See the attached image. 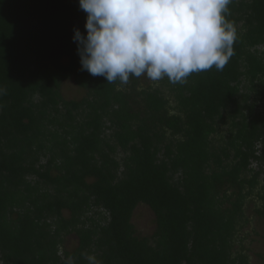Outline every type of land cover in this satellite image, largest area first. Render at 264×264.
<instances>
[{"label":"trees","instance_id":"obj_1","mask_svg":"<svg viewBox=\"0 0 264 264\" xmlns=\"http://www.w3.org/2000/svg\"><path fill=\"white\" fill-rule=\"evenodd\" d=\"M229 10L235 54L222 71L164 78L172 113L143 77L82 68L79 0H0V264H249L233 248L259 184L249 161L264 155V0ZM68 79L86 95L64 99ZM140 204L151 236L132 222Z\"/></svg>","mask_w":264,"mask_h":264},{"label":"clouds","instance_id":"obj_2","mask_svg":"<svg viewBox=\"0 0 264 264\" xmlns=\"http://www.w3.org/2000/svg\"><path fill=\"white\" fill-rule=\"evenodd\" d=\"M232 0H79L86 35L74 30L81 66L107 83L130 77L184 83L193 73L222 71L235 54ZM5 89L0 88V95ZM88 264H101L85 254Z\"/></svg>","mask_w":264,"mask_h":264},{"label":"rangeland","instance_id":"obj_3","mask_svg":"<svg viewBox=\"0 0 264 264\" xmlns=\"http://www.w3.org/2000/svg\"><path fill=\"white\" fill-rule=\"evenodd\" d=\"M259 49H263L259 46ZM241 80L239 87L247 81L243 76H240ZM146 85L157 86L161 89L162 93L170 99L172 102V113L177 111V104L174 100V95L171 90L170 84L165 80L153 83L149 81L146 77L142 78ZM245 88L242 87V91ZM62 96L66 100L70 99H80L86 95L84 89H81L76 85L73 79H68L63 82L61 88ZM228 126L222 124V129L220 132L213 136L214 145L220 147L222 144V138L228 135ZM261 147H258L260 149ZM121 154L120 156H122ZM260 155V154H258ZM255 171L259 172V184L253 191L251 197L248 198L247 204L245 205V216L244 219L238 224L233 252L243 253L247 256L249 264H264V216L256 214V210L259 208H264V198L262 199L260 195L264 197V155L263 160H258L251 158L249 161V166ZM250 176V173H247ZM132 222L134 223L136 230L139 234L143 236H151L155 230L154 214L149 206L146 204H140L133 215ZM77 244L76 234H70L65 236V243L62 246V250L65 248L67 250L73 249Z\"/></svg>","mask_w":264,"mask_h":264}]
</instances>
